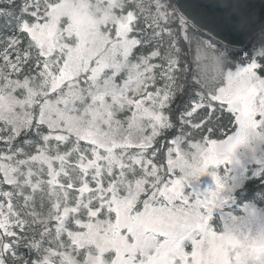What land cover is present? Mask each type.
<instances>
[{
  "label": "snow or ice",
  "instance_id": "6c2138e0",
  "mask_svg": "<svg viewBox=\"0 0 264 264\" xmlns=\"http://www.w3.org/2000/svg\"><path fill=\"white\" fill-rule=\"evenodd\" d=\"M205 27L173 0H0V264H264V190L239 203L264 27L243 55Z\"/></svg>",
  "mask_w": 264,
  "mask_h": 264
},
{
  "label": "water",
  "instance_id": "95a60500",
  "mask_svg": "<svg viewBox=\"0 0 264 264\" xmlns=\"http://www.w3.org/2000/svg\"><path fill=\"white\" fill-rule=\"evenodd\" d=\"M205 31L233 42L235 50H243L264 27V0H174ZM233 5H240L234 8ZM237 13L248 17L244 29L234 27Z\"/></svg>",
  "mask_w": 264,
  "mask_h": 264
},
{
  "label": "trees",
  "instance_id": "16d2710c",
  "mask_svg": "<svg viewBox=\"0 0 264 264\" xmlns=\"http://www.w3.org/2000/svg\"><path fill=\"white\" fill-rule=\"evenodd\" d=\"M174 2V0H173ZM256 37V36H255ZM255 37L248 43L245 50L243 52H237L238 55H243L245 51L251 48L252 41H254ZM185 52H187V47L185 48ZM194 56H195V50L193 48L192 53L187 57L188 60L191 62L192 68L195 69V63H194ZM264 190V186L259 184L250 185L245 196L239 201V203H248V202H256L257 200L262 199L261 197L257 196V192ZM257 204L259 206V202L257 201ZM235 207V206H234ZM234 214L237 215H243L242 208L237 207Z\"/></svg>",
  "mask_w": 264,
  "mask_h": 264
},
{
  "label": "rangeland",
  "instance_id": "374dc122",
  "mask_svg": "<svg viewBox=\"0 0 264 264\" xmlns=\"http://www.w3.org/2000/svg\"><path fill=\"white\" fill-rule=\"evenodd\" d=\"M246 48V47H245ZM245 48L243 50H240V51H236V52H243L245 50Z\"/></svg>",
  "mask_w": 264,
  "mask_h": 264
}]
</instances>
